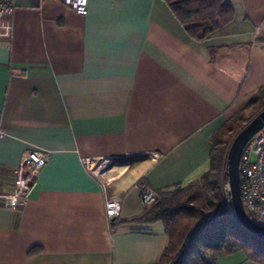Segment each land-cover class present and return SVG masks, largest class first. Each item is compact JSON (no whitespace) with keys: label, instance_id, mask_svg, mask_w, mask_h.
Listing matches in <instances>:
<instances>
[{"label":"crops","instance_id":"1","mask_svg":"<svg viewBox=\"0 0 264 264\" xmlns=\"http://www.w3.org/2000/svg\"><path fill=\"white\" fill-rule=\"evenodd\" d=\"M226 1L234 20L205 40L165 0H89L85 16L16 1L0 37V264L159 262L163 223L132 221L148 207L139 180L155 192L199 180L215 133L264 87V0ZM31 150L49 160L12 209L1 196ZM216 264L260 263L237 251Z\"/></svg>","mask_w":264,"mask_h":264},{"label":"trees","instance_id":"2","mask_svg":"<svg viewBox=\"0 0 264 264\" xmlns=\"http://www.w3.org/2000/svg\"><path fill=\"white\" fill-rule=\"evenodd\" d=\"M165 1L188 34L197 40L209 38L235 17L226 0ZM258 39L264 41V36ZM263 108L264 87L215 133L210 170L187 186L158 190L156 201L133 218L139 223H163L168 241L157 264H216L219 256L237 251L264 264V240L249 233L226 211L208 218L223 201L221 188L228 181V152L234 137ZM139 184L141 188L149 187L145 178ZM188 236V246L182 249Z\"/></svg>","mask_w":264,"mask_h":264},{"label":"built area","instance_id":"3","mask_svg":"<svg viewBox=\"0 0 264 264\" xmlns=\"http://www.w3.org/2000/svg\"><path fill=\"white\" fill-rule=\"evenodd\" d=\"M17 0H0V37L11 38L13 34V15L16 11ZM72 8L77 14L85 16L89 11V0H59ZM258 36L261 34L257 31ZM4 131L0 130V136H4ZM253 156L255 158H253ZM49 160V155L40 150L27 152L15 174V188L11 193L2 195L6 205L12 209H17L27 202L33 189L37 184V179L41 169ZM85 162L89 165L88 159ZM106 163L111 162L109 160ZM112 163V162H111ZM100 167L92 171L98 172ZM100 172V171H99ZM101 178V173L96 174ZM103 176V175H102ZM241 194L244 208L250 218L264 227V128L257 132L245 145L240 160ZM223 201L219 209L211 215L226 211L235 221V215L230 195L229 181L222 184ZM156 192L150 187L141 188V198L146 206L152 205L156 201ZM122 208V198L107 199L106 214L110 219L120 216ZM189 243V236L185 239L182 249ZM164 264H174L167 262Z\"/></svg>","mask_w":264,"mask_h":264},{"label":"water","instance_id":"4","mask_svg":"<svg viewBox=\"0 0 264 264\" xmlns=\"http://www.w3.org/2000/svg\"><path fill=\"white\" fill-rule=\"evenodd\" d=\"M264 128V108L257 113L234 137L228 152V181L232 206L237 220L249 233L264 240V227L255 223L247 214L241 194L240 160L247 142Z\"/></svg>","mask_w":264,"mask_h":264},{"label":"rangeland","instance_id":"5","mask_svg":"<svg viewBox=\"0 0 264 264\" xmlns=\"http://www.w3.org/2000/svg\"><path fill=\"white\" fill-rule=\"evenodd\" d=\"M253 158H255V157L253 156Z\"/></svg>","mask_w":264,"mask_h":264}]
</instances>
